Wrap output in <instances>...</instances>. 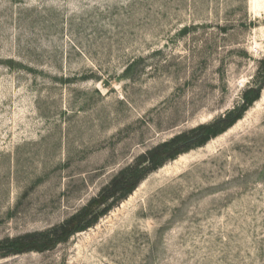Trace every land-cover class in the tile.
Listing matches in <instances>:
<instances>
[{"label":"rangeland","instance_id":"obj_1","mask_svg":"<svg viewBox=\"0 0 264 264\" xmlns=\"http://www.w3.org/2000/svg\"><path fill=\"white\" fill-rule=\"evenodd\" d=\"M263 60L264 0H0V241L237 110ZM0 264H264V88L91 228Z\"/></svg>","mask_w":264,"mask_h":264},{"label":"trees","instance_id":"obj_2","mask_svg":"<svg viewBox=\"0 0 264 264\" xmlns=\"http://www.w3.org/2000/svg\"><path fill=\"white\" fill-rule=\"evenodd\" d=\"M261 64L264 66V60ZM263 88L264 84L262 83L249 89L244 95L243 105L225 117L212 124L200 125L188 132H183L138 157L133 165L121 170L97 198L91 200L86 207L62 225L45 232L0 241V258L29 252H46L67 242L74 235L91 228L101 217L107 215L116 205L127 199L148 175L194 148L204 146L233 127L243 118L245 112L260 99ZM251 93L252 96H250Z\"/></svg>","mask_w":264,"mask_h":264}]
</instances>
